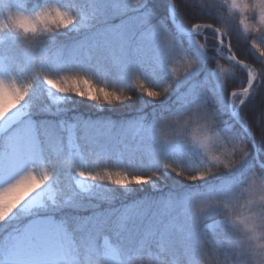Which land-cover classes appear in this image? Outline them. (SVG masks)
<instances>
[{
    "label": "snow or ice",
    "instance_id": "6c2138e0",
    "mask_svg": "<svg viewBox=\"0 0 264 264\" xmlns=\"http://www.w3.org/2000/svg\"><path fill=\"white\" fill-rule=\"evenodd\" d=\"M186 29L200 58L181 44ZM67 32L79 38L59 42ZM257 37H264V0H0V264H129L133 256L195 264L206 247L225 255L243 248L232 215L244 193L264 191L254 169L208 192L113 205L143 185L156 188L161 169L196 184L232 172L253 148L264 151V110L256 117L259 139L242 115L264 89ZM234 38L250 42L259 71L233 51ZM238 70L246 83L229 92ZM161 72L163 86H149L145 76ZM127 86L151 103L170 93L175 100L119 121L75 112L81 104L97 112L124 106L134 99ZM225 140L232 146L226 159L213 154ZM181 155L199 157L194 172L172 159ZM237 157L243 160L233 167ZM112 159L119 170L89 168ZM126 160L160 167L132 172ZM92 201L109 207L79 215ZM214 217L222 219L205 224Z\"/></svg>",
    "mask_w": 264,
    "mask_h": 264
},
{
    "label": "trees",
    "instance_id": "16d2710c",
    "mask_svg": "<svg viewBox=\"0 0 264 264\" xmlns=\"http://www.w3.org/2000/svg\"><path fill=\"white\" fill-rule=\"evenodd\" d=\"M29 2H34V0H29ZM35 2H40V0H35ZM60 3L65 4L66 6H71L74 0H59ZM82 2V0H81ZM202 19L206 21H210L215 23V18L213 16L204 15ZM209 33H213L209 31ZM234 37L237 36V33H233ZM79 38L78 34L74 32H67L62 33L57 37V40L59 42L63 43H70L72 41H75ZM8 40L9 47L13 46L16 42L15 37H6ZM210 46H214L216 43L214 39H209ZM257 42L261 44V46H264V37H257ZM182 46L187 50L189 55H194L199 57V53L194 49L192 46L189 37L183 36L181 40ZM233 44L235 45L233 51L236 52V54L241 58L247 61L250 64H253V67L259 71V56L258 54L250 48V42H245L242 39H235L233 40ZM210 50H214V47L209 48ZM2 51V50H0ZM223 62V61H222ZM179 67V66H178ZM57 69H53L55 72ZM246 73L243 72V70H238L237 78L235 81H230L228 85V91L232 90H239L240 86L242 84L246 83ZM167 76L166 73H158L157 75H152L151 73L147 74L145 76V79L149 86L160 88L165 83ZM109 86L115 87L117 90L121 87V82L117 79H113L112 77H109ZM40 85H37V91L40 90ZM126 90L131 92L133 96V100L128 102L124 106H116L114 109L107 110L104 112H97L95 109L91 108L90 106H85L81 104L75 109V112L83 114L85 117H108L113 120H127L131 117H134L138 114V110L144 109L146 112H151L153 109L159 111L161 108H163L166 105L171 104L175 100V93H170L169 96L157 103H151L147 101L146 97L140 96L135 88L131 86H127ZM78 99V98H77ZM211 99V97H210ZM147 105V107H145ZM244 112H242V115H245V117L248 119L249 123L252 125L251 130L254 131V133L257 135V138L259 139L261 129L259 126L256 125V117L259 114L261 110H264V89H260L258 94L255 96V98L252 101H249V103L245 106ZM227 119V117H225ZM237 130L239 129V126H236ZM241 135H244L247 139V136L243 131H240ZM129 144L130 148L135 147V143L131 141L129 138L128 141H126ZM259 149V148H258ZM259 155H260V161L264 164V151H261L259 149ZM176 163H179L181 166H183L184 170L186 172L192 173L195 171V164L200 162L199 157H197L196 160H189L185 156L181 155L178 158L176 156H173L172 158ZM123 166L127 167L129 171L136 172L139 171L144 174L150 173L153 169L160 167L159 161H152V160H132V161H124ZM89 168L92 170H100L102 168H110L112 170H119L116 164L115 159L107 160V161H92L89 164ZM254 169L258 174L261 176H264V168L260 166L258 163V160L255 157V151L254 148L252 149V154L249 156V158L241 164L238 168L233 170L232 172L224 173L222 175H217L215 177L210 178L206 182H197L196 184H190L187 181H183L181 178L176 177L173 173L165 172L163 169H161L160 173V179H157L154 181L156 184V188H153L151 185H143L140 188L135 189L134 194L131 196L124 197L121 195V199H118L113 207H120L122 203L129 202L131 200H138L143 198H148L150 200H156L160 197H163L166 194L169 193H186V192H208L211 190H215L216 188L230 183H235L237 181H240L244 178H246L249 170ZM66 182V181H65ZM119 191V190H117ZM99 203L98 201H92L89 204H86L85 210H82L79 215L81 216H89L94 211H104L106 210L109 205L100 203V207L97 209L94 207ZM222 219V217H214L212 219H209L205 221L206 225H211L216 220ZM211 229H208L209 234H211ZM147 257V256H144Z\"/></svg>",
    "mask_w": 264,
    "mask_h": 264
},
{
    "label": "clouds",
    "instance_id": "9594fccd",
    "mask_svg": "<svg viewBox=\"0 0 264 264\" xmlns=\"http://www.w3.org/2000/svg\"><path fill=\"white\" fill-rule=\"evenodd\" d=\"M231 147L226 140L218 142L213 146V154L226 159ZM242 160V157H237L233 167L240 165ZM232 220L244 247L237 248L235 252L229 250L227 255L206 247L196 257L195 264H264V191L253 195L244 193ZM129 264H152V261L150 257L133 256Z\"/></svg>",
    "mask_w": 264,
    "mask_h": 264
},
{
    "label": "rangeland",
    "instance_id": "374dc122",
    "mask_svg": "<svg viewBox=\"0 0 264 264\" xmlns=\"http://www.w3.org/2000/svg\"><path fill=\"white\" fill-rule=\"evenodd\" d=\"M184 36H187V37H189V40H190V42H191V44H192V46L194 47V49L199 53V50H198V47H197V45L195 44V41H194V39H193V36H192V34H190L188 31H187V29H186V32H185V35ZM207 38H208V41H209V39H214L215 40V42H216V34L213 32V33H207ZM216 44V43H215ZM215 44H214V46H210V44H209V42H208V46H209V48H212V47H214L215 48ZM254 151H255V157H256V159L258 160V163L259 162H261L260 161V153H259V149L257 148V150L254 148ZM257 155H258V157H257ZM262 163V162H261ZM262 168H264V164L262 163V165H260ZM245 179V178H244ZM244 179H242V180H240V181H243ZM204 182H206V181H204ZM203 183V182H202ZM213 224V223H212Z\"/></svg>",
    "mask_w": 264,
    "mask_h": 264
},
{
    "label": "water",
    "instance_id": "95a60500",
    "mask_svg": "<svg viewBox=\"0 0 264 264\" xmlns=\"http://www.w3.org/2000/svg\"><path fill=\"white\" fill-rule=\"evenodd\" d=\"M255 149L257 150V148H255ZM257 157H258V155H257ZM259 164H260V165H262V163H261V162H259Z\"/></svg>",
    "mask_w": 264,
    "mask_h": 264
}]
</instances>
